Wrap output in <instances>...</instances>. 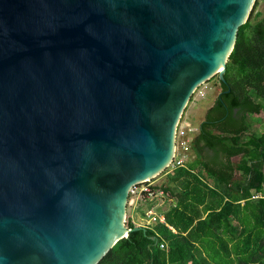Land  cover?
I'll list each match as a JSON object with an SVG mask.
<instances>
[{"label": "water", "instance_id": "obj_1", "mask_svg": "<svg viewBox=\"0 0 264 264\" xmlns=\"http://www.w3.org/2000/svg\"><path fill=\"white\" fill-rule=\"evenodd\" d=\"M255 0H0V264H95L131 185Z\"/></svg>", "mask_w": 264, "mask_h": 264}, {"label": "trees", "instance_id": "obj_2", "mask_svg": "<svg viewBox=\"0 0 264 264\" xmlns=\"http://www.w3.org/2000/svg\"><path fill=\"white\" fill-rule=\"evenodd\" d=\"M256 3L189 141L193 159L161 185L175 199L164 221L129 231L95 264H264V197H251L264 194V123L256 133L247 118L261 112L264 99V13L251 20ZM125 224L135 225L130 217Z\"/></svg>", "mask_w": 264, "mask_h": 264}, {"label": "rangeland", "instance_id": "obj_3", "mask_svg": "<svg viewBox=\"0 0 264 264\" xmlns=\"http://www.w3.org/2000/svg\"><path fill=\"white\" fill-rule=\"evenodd\" d=\"M257 3L253 9L252 15H251V20L252 21H256L257 19H259L263 13H264V0H256ZM198 89H204L203 94H197L196 91L193 92V94L190 96L184 110L183 113L179 119V122L182 121L184 119V117L187 115L188 113V117L190 118L192 124L194 126L198 125V121L203 117L204 111L206 109V107L212 102V100L214 99V97L217 95V93L220 90V86H219V82L217 80V75L212 76L211 78H209L206 82H203L200 84V86H198ZM197 99V100H196ZM195 101V106L191 109V111L189 109V106L191 105V103L193 104V102ZM259 101L263 104V109L261 110V112L258 115H249L247 116V118L249 119L250 125H251V130H253L256 133H260L263 130V123H264V99L259 98ZM197 130V128H196ZM196 130H194L196 132ZM195 132H187V134H179V128L177 126L176 128V133H175V150L176 152L179 153V155H181L183 157V162H187L189 160L192 159V150L190 149V145H189V141L191 140L192 136ZM189 133L191 134L189 136ZM182 138L185 139V141L182 143ZM210 152L208 153V156H210ZM169 169V167L166 169H164L163 171H161L160 173L156 174L155 176H153V179H155L156 183L158 184H166L168 183V177L167 174H164V171H167ZM169 175V174H168ZM161 199H164L163 203L161 205H158L157 207H163L164 205H168L169 204V200L167 199V196L164 195L163 197H161ZM152 200H137L133 203V208H137L140 209L141 207H144V204H155L156 202H160L159 199L157 201H153L150 202ZM147 204V205H148ZM146 205V206H147ZM130 206L131 204H126V210H125V220H127L129 213H130ZM138 221H142V220H138ZM126 223V221H125Z\"/></svg>", "mask_w": 264, "mask_h": 264}, {"label": "built area", "instance_id": "obj_4", "mask_svg": "<svg viewBox=\"0 0 264 264\" xmlns=\"http://www.w3.org/2000/svg\"><path fill=\"white\" fill-rule=\"evenodd\" d=\"M198 86H200V85H198ZM198 86L193 90V92H195L197 90L196 91L197 94H203L204 89H198ZM193 92H192V94H193ZM177 126L179 128V134L180 135L185 134L186 132L192 131V129H193L190 125V122L185 118L180 122L178 121ZM177 126H176V128H177ZM184 141H185V139H182V143ZM182 164H183V157L181 155H179V153L176 152V150L174 148V153H173L172 159L169 161V163L166 166L167 168L169 167V169L166 172L174 170L176 167H178ZM166 167L164 169H166ZM152 179H153V177L146 178L140 182H137V183H134L133 185H131L129 188V191H128V198H127L126 204L133 205V203L139 199H141V200H143V199L154 200L158 197H161L164 192L158 184H154V181ZM262 197H264V194L260 191L254 193L252 195V198H262ZM150 214H152V211L150 209H147L145 211V216H149ZM159 247L164 248V243L161 242L159 244Z\"/></svg>", "mask_w": 264, "mask_h": 264}, {"label": "crops", "instance_id": "obj_5", "mask_svg": "<svg viewBox=\"0 0 264 264\" xmlns=\"http://www.w3.org/2000/svg\"><path fill=\"white\" fill-rule=\"evenodd\" d=\"M218 94V93H217ZM216 97V96H215ZM214 97V98H215ZM197 100V99H196ZM214 100V99H213ZM213 100H212V102L206 107V109L213 103ZM195 106V101L193 102V104L191 103V105L189 106V109H188V111L190 110L191 111V109L193 108ZM206 109H205V111H206ZM205 111H204V114H205ZM204 114H203V117L198 121V125H196V126H194L193 124H192V122H191V120H190V118L188 117V113H187V115L184 117L185 119H187L189 122H190V125H191V127L193 128L192 129V131H190V132H195L194 130H196V128H197V130H196V132L193 134V135H191L190 133H189V136L191 135L192 137L194 136V135H196L197 134V132L199 131V124H200V122L203 120V118H204ZM186 134H187V132H186ZM190 136V137H191ZM183 139V138H182ZM209 153V152H208ZM210 154H211V152H210ZM192 159H193V154H192ZM190 161V160H189ZM184 163V162H183ZM173 171L174 170H171V171H169V172H166V171H164V174H167V177H169L170 175H173ZM169 174V175H168ZM153 181H154V184H158V183H156V181H155V179H152ZM160 187H161V183L160 184H158ZM164 185V184H163ZM162 185V186H163ZM162 188V187H161ZM162 190H163V188H162ZM163 192H164V190H163ZM261 192V191H260ZM256 193V192H255ZM164 195H166L167 196V199L170 201L169 202V204L168 205H164L163 207H157L158 205H161L162 203H163V201H164V199H161V197H163ZM253 195V194H252ZM252 195H251V197H252ZM161 197H158V198H156V199H154V200H152V201H150V202H152L153 203V201H157L158 199H159V201L160 202H156L155 204H144V207H141L140 209H150L151 211H152V214H150L149 216H145V211H144V213H142V211L140 212V210L138 209L137 210V208H133L134 206L133 205H131L130 206V213H129V216L128 217H130V219L134 222V224L135 225H142V226H147V225H152V224H154V223H156L158 220L159 221H161V222H163L164 220H163V215H162V212L164 211V210H166L168 207H169V205L171 204V201H172V203H174L175 202V199L174 198H172L171 199V197H169L165 192L163 193V195L161 196ZM147 205V206H146ZM142 220V221H138V220ZM170 227V226H169Z\"/></svg>", "mask_w": 264, "mask_h": 264}]
</instances>
